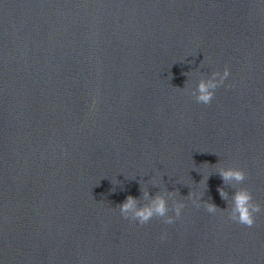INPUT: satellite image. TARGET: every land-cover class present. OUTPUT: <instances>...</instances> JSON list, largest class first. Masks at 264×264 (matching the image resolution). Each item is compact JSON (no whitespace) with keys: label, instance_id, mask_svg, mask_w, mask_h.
<instances>
[{"label":"water","instance_id":"water-1","mask_svg":"<svg viewBox=\"0 0 264 264\" xmlns=\"http://www.w3.org/2000/svg\"><path fill=\"white\" fill-rule=\"evenodd\" d=\"M0 264H264V0H0Z\"/></svg>","mask_w":264,"mask_h":264},{"label":"clouds","instance_id":"clouds-1","mask_svg":"<svg viewBox=\"0 0 264 264\" xmlns=\"http://www.w3.org/2000/svg\"><path fill=\"white\" fill-rule=\"evenodd\" d=\"M228 75L229 69L225 67L223 73H214L213 78L200 80L194 93L196 101L203 104L210 103L214 90L225 81ZM217 76L219 77L218 79L215 78ZM221 176L225 180L230 179L240 183L244 180L245 173L240 168L230 167L223 169ZM221 195H225L222 189ZM183 207L184 204L182 202L174 204L175 217H179ZM119 210L123 217L134 219L140 224L147 223L153 216L163 218L165 223H172L174 219L173 215L167 214L169 206L163 195H157L149 203L139 207L136 199L129 196L120 204ZM206 210L209 213H215L218 209L214 204H207ZM260 210L261 206L253 201L252 194L246 188L240 187L233 193L231 205L227 212L230 219L251 226L254 222L253 214Z\"/></svg>","mask_w":264,"mask_h":264}]
</instances>
